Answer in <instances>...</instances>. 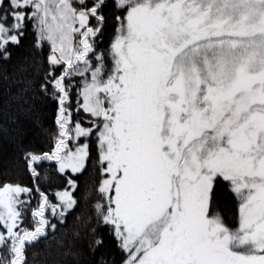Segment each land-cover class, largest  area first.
Here are the masks:
<instances>
[{"label":"snow or ice","instance_id":"6c2138e0","mask_svg":"<svg viewBox=\"0 0 264 264\" xmlns=\"http://www.w3.org/2000/svg\"><path fill=\"white\" fill-rule=\"evenodd\" d=\"M0 264H264V0H0Z\"/></svg>","mask_w":264,"mask_h":264},{"label":"trees","instance_id":"16d2710c","mask_svg":"<svg viewBox=\"0 0 264 264\" xmlns=\"http://www.w3.org/2000/svg\"><path fill=\"white\" fill-rule=\"evenodd\" d=\"M45 150H47V149L45 148ZM24 182H25V183H28V182H29L27 177H24ZM50 198H51V197H50Z\"/></svg>","mask_w":264,"mask_h":264}]
</instances>
